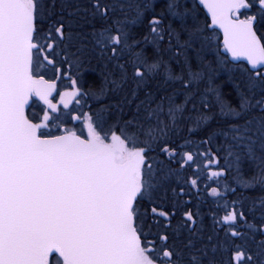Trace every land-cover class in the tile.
<instances>
[{
    "label": "snow or ice",
    "instance_id": "1",
    "mask_svg": "<svg viewBox=\"0 0 264 264\" xmlns=\"http://www.w3.org/2000/svg\"><path fill=\"white\" fill-rule=\"evenodd\" d=\"M240 187L264 192V0H0V264H264Z\"/></svg>",
    "mask_w": 264,
    "mask_h": 264
},
{
    "label": "trees",
    "instance_id": "2",
    "mask_svg": "<svg viewBox=\"0 0 264 264\" xmlns=\"http://www.w3.org/2000/svg\"><path fill=\"white\" fill-rule=\"evenodd\" d=\"M133 30L146 32V28H140V27H134ZM240 65H244L245 67H247L245 64H240ZM82 71H83V79L87 87H99L102 85L103 83L102 76H101L102 69H101V66L98 65L95 61H93V63L90 65H86L85 68L82 69ZM219 72L221 71L219 70ZM215 84L220 85L221 92L223 93V96L226 102L235 101L234 88H233L231 81H229L228 73H226L225 71L219 73V77L215 78ZM210 99H213V98L210 97ZM213 102H214V99H213ZM216 110L218 111V108ZM253 171H255L254 166H250V163L246 161L243 166L244 175H250L252 174ZM185 174L189 178H194V173L192 169H189ZM231 180H232V177H231ZM198 184L200 185V188H202V190L199 192L200 196L198 198L195 196H192L193 197L192 203L199 204L201 203V201H203L204 202L203 203L204 213H209V209L214 211L215 207L212 205V202L217 201V200H212L210 197H208L206 195V190L203 187L205 184L212 186V183L208 181H205V182L198 181ZM231 186L237 187L235 183H232ZM237 191L238 193H242L244 196H249V197H257V196L264 195V192H262L259 187H257L256 189H245L243 187H240V188H237ZM192 194H194L193 190H192ZM231 198L235 199L236 197H231ZM184 199L188 200L189 197H184ZM218 202H220L221 204L223 203L222 200H219ZM208 218H210V215L207 217V219ZM206 223H208L207 220H206Z\"/></svg>",
    "mask_w": 264,
    "mask_h": 264
},
{
    "label": "flooded vegetation",
    "instance_id": "3",
    "mask_svg": "<svg viewBox=\"0 0 264 264\" xmlns=\"http://www.w3.org/2000/svg\"><path fill=\"white\" fill-rule=\"evenodd\" d=\"M74 2H80V0H74ZM220 36H221V51H223V47H222V34L220 33ZM228 58H229V60H230V54H228ZM67 83H68V81L67 80H64L63 81V84L64 85H67ZM35 99V98H34ZM57 99H58V97H57ZM55 102V101H54ZM37 105H38V107H37V109L36 110H38V108L40 107V106H42V102H39V101H37ZM72 107L73 108H75V104H73L72 105ZM85 110H87V109H85ZM68 127H76L77 128V130H79V128H80V125L79 124H77V123H75V122H72V123H69L68 125H67ZM202 175V177H200V179L198 180V181H208V182H211V181H209V180H206V179H204L203 178V174H201ZM229 182H231V176L229 177ZM212 183V186H219L218 184H216V183H213V182H211ZM232 187V186H231ZM193 191H194V194H192V196H195V197H199L200 196V194L198 193L197 194V192H196V189H192ZM202 190V188H200V191ZM199 191V192H200ZM221 191H224V189L223 188H221ZM208 196V195H207ZM208 197H210L212 200H215L213 197H211V196H208ZM217 203H219V204H221L220 202H218V201H214V202H212V205L215 207V205L217 204ZM221 205H223V203L221 204ZM217 209H216V207H215V210L214 211H216ZM219 214L220 215H223L224 214V210H223V208L221 207L219 210ZM207 221H208V223L210 224V222H211V218H208V219H206Z\"/></svg>",
    "mask_w": 264,
    "mask_h": 264
},
{
    "label": "water",
    "instance_id": "4",
    "mask_svg": "<svg viewBox=\"0 0 264 264\" xmlns=\"http://www.w3.org/2000/svg\"><path fill=\"white\" fill-rule=\"evenodd\" d=\"M221 34H222V32H221ZM231 60H232V58H231ZM233 62H234V63H240V62H243V63L247 64V62H246L243 58H240V59H238V60H233Z\"/></svg>",
    "mask_w": 264,
    "mask_h": 264
},
{
    "label": "rangeland",
    "instance_id": "5",
    "mask_svg": "<svg viewBox=\"0 0 264 264\" xmlns=\"http://www.w3.org/2000/svg\"><path fill=\"white\" fill-rule=\"evenodd\" d=\"M216 77L218 78V77H219V75H217ZM216 77H215V78H216ZM213 99H214V98H213Z\"/></svg>",
    "mask_w": 264,
    "mask_h": 264
},
{
    "label": "bare ground",
    "instance_id": "6",
    "mask_svg": "<svg viewBox=\"0 0 264 264\" xmlns=\"http://www.w3.org/2000/svg\"><path fill=\"white\" fill-rule=\"evenodd\" d=\"M221 72H223V70H220ZM221 72H219V73H221Z\"/></svg>",
    "mask_w": 264,
    "mask_h": 264
}]
</instances>
